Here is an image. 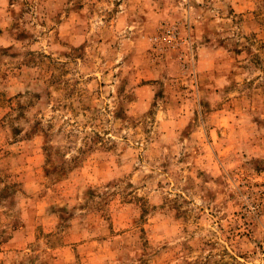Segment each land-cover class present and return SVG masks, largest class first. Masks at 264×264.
<instances>
[{
	"label": "rangeland",
	"instance_id": "374dc122",
	"mask_svg": "<svg viewBox=\"0 0 264 264\" xmlns=\"http://www.w3.org/2000/svg\"><path fill=\"white\" fill-rule=\"evenodd\" d=\"M0 264H264V0H0Z\"/></svg>",
	"mask_w": 264,
	"mask_h": 264
}]
</instances>
